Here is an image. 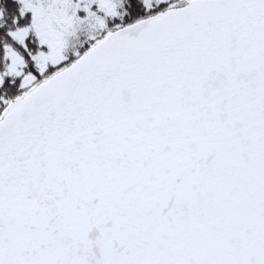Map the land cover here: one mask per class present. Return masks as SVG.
Returning a JSON list of instances; mask_svg holds the SVG:
<instances>
[{
    "label": "snow or ice",
    "instance_id": "obj_1",
    "mask_svg": "<svg viewBox=\"0 0 264 264\" xmlns=\"http://www.w3.org/2000/svg\"><path fill=\"white\" fill-rule=\"evenodd\" d=\"M0 264H264V0H0Z\"/></svg>",
    "mask_w": 264,
    "mask_h": 264
}]
</instances>
